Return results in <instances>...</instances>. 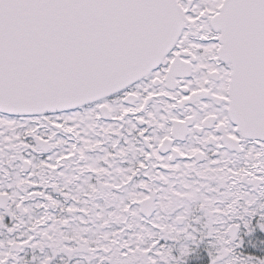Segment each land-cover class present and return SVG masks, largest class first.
<instances>
[{"label":"snow or ice","instance_id":"6c2138e0","mask_svg":"<svg viewBox=\"0 0 264 264\" xmlns=\"http://www.w3.org/2000/svg\"><path fill=\"white\" fill-rule=\"evenodd\" d=\"M0 264H264V0H0Z\"/></svg>","mask_w":264,"mask_h":264}]
</instances>
